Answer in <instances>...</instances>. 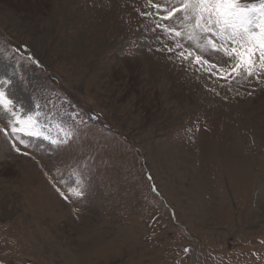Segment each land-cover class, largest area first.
<instances>
[{
	"label": "rangeland",
	"instance_id": "obj_1",
	"mask_svg": "<svg viewBox=\"0 0 264 264\" xmlns=\"http://www.w3.org/2000/svg\"><path fill=\"white\" fill-rule=\"evenodd\" d=\"M172 7L0 0V264H264V70Z\"/></svg>",
	"mask_w": 264,
	"mask_h": 264
},
{
	"label": "snow or ice",
	"instance_id": "obj_2",
	"mask_svg": "<svg viewBox=\"0 0 264 264\" xmlns=\"http://www.w3.org/2000/svg\"><path fill=\"white\" fill-rule=\"evenodd\" d=\"M177 2L179 7L167 10L163 19H171L176 13H182L183 26L190 29L188 39L194 41L196 47L215 53L223 52L235 60L229 69H219L217 65H210V61L204 59L202 55H195L196 63L210 65L209 71L217 68L216 74L225 79H231L233 74L240 75L241 71L252 76L257 64L264 70V0H260L258 8L255 4L245 3L244 0H177ZM157 27H162L176 37L182 35L180 31L166 25L158 24ZM201 35L206 38L203 44L200 43ZM177 47L181 45L177 44ZM192 55L191 52L187 55L183 51L180 53V57L185 60ZM256 78L259 79V75ZM10 104L11 101L0 91V105L8 108ZM18 122L22 125L20 131L31 127L33 123L31 117L27 121ZM15 150L20 152L19 148ZM74 194L77 197L82 196L80 191H75ZM64 199L67 200L68 197L65 196ZM184 251L187 252L188 249L185 248Z\"/></svg>",
	"mask_w": 264,
	"mask_h": 264
},
{
	"label": "bare ground",
	"instance_id": "obj_3",
	"mask_svg": "<svg viewBox=\"0 0 264 264\" xmlns=\"http://www.w3.org/2000/svg\"><path fill=\"white\" fill-rule=\"evenodd\" d=\"M238 181V180H237ZM246 182V181H245ZM240 183V182H239ZM244 184V183H243ZM235 186V185H234ZM246 187V186H245ZM237 188V187H236ZM241 188V187H240ZM243 188V187H242ZM247 188V187H246ZM250 188V187H248ZM235 191V190H234ZM241 191V190H240ZM248 191V190H247ZM227 192V191H226ZM237 193V192H236ZM239 193V192H238ZM242 196V195H241ZM264 198V196L262 197V199ZM243 217V216H242ZM245 217H246V214H245ZM251 216H249V218L247 217L246 218V221H248L250 219ZM214 218V217H213ZM125 237V236H123ZM124 240V239H123ZM124 241H127V237H125V240ZM107 255V254H106ZM103 256V255H102ZM89 260V259H88ZM80 263L79 264H89L87 260H85V262L83 263V259L79 261Z\"/></svg>",
	"mask_w": 264,
	"mask_h": 264
}]
</instances>
